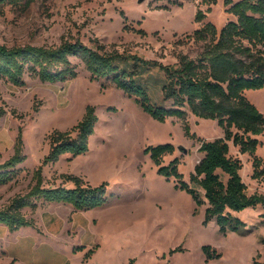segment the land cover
Returning <instances> with one entry per match:
<instances>
[{
  "label": "rangeland",
  "instance_id": "374dc122",
  "mask_svg": "<svg viewBox=\"0 0 264 264\" xmlns=\"http://www.w3.org/2000/svg\"><path fill=\"white\" fill-rule=\"evenodd\" d=\"M225 0H22L5 2L0 11V44L56 46L81 41L103 52L174 64L178 53L196 56L204 42L193 35L206 22L221 29L237 19ZM202 9L206 16L197 21ZM77 76L50 82L27 73L22 84L0 79V163L15 152L23 130L24 153L15 178L0 185V208L9 207L35 185L34 172L42 165L44 186H75L64 174L82 176L92 185L107 182V200L87 210L69 203L43 202L21 211L35 221L13 234L0 233L14 256L0 243V264H260L264 262V206L233 211L245 228L220 230L216 220L205 221L207 201L197 203L192 193L177 186L174 177L159 172L147 148L171 142L184 178L203 157L202 139L224 135L216 119L189 112L187 121L196 137L186 134L184 120L154 118L134 97L113 83L93 79L81 58L72 56ZM146 76L156 101L163 99L164 73L155 66ZM249 99L264 112V88L247 89ZM96 108L98 121L90 148L79 155L64 153L43 164L50 151V134L70 130L87 107ZM256 154L264 158V133ZM231 153L241 157L248 191L264 192V180L252 176L253 156L241 153L230 141ZM185 146L187 152L179 149ZM204 198V190L200 188ZM1 232V231H0ZM207 248V249H205ZM219 254V255H218Z\"/></svg>",
  "mask_w": 264,
  "mask_h": 264
},
{
  "label": "trees",
  "instance_id": "16d2710c",
  "mask_svg": "<svg viewBox=\"0 0 264 264\" xmlns=\"http://www.w3.org/2000/svg\"><path fill=\"white\" fill-rule=\"evenodd\" d=\"M21 1L0 0V11L5 2ZM225 3L237 19L229 20L221 29L212 21L197 28L190 36L204 42L201 51L196 56L180 52L174 64H163L135 54L103 52L78 40L64 41L56 46L0 44V79L22 84L25 75L31 73L44 81H66L78 74L71 58L77 56L93 79L123 89L154 118L165 121L170 116H178L183 119L188 135L196 137L187 121L189 112L216 119L224 135L213 140L199 138V149L204 155L191 173L190 181L180 171L178 158L163 164V156L175 150L173 143L150 145L147 150L159 165V172L168 178L174 177L177 186L192 193L199 205L207 201L206 222L216 220L224 233L243 229L246 222L233 211L264 206V192L248 191L241 173L243 160L231 153L230 141L241 153L253 156L252 176L264 180V158L256 154L261 144L259 136L264 133V112L246 94L247 89L264 88V0H225ZM205 16L206 13L199 9L196 20L201 21ZM154 66L165 76L160 101L154 99L145 73ZM98 119L95 106L89 105L82 119L70 130H54L49 136L50 151L43 164L58 161L64 153L76 156L87 152ZM24 145L23 130L20 129L14 154L0 163V185L15 178L20 169L17 166L27 158ZM64 176L73 180L75 186L46 187L41 165L34 172L36 183L31 190L16 197L9 207L0 208V222L12 231L35 225L34 220L21 211L26 206L35 207L37 200L34 198L43 202L69 203L77 210L91 209L107 200V182L92 185L79 175ZM200 188L204 190V198ZM261 217L264 224V212Z\"/></svg>",
  "mask_w": 264,
  "mask_h": 264
},
{
  "label": "crops",
  "instance_id": "0c3cea01",
  "mask_svg": "<svg viewBox=\"0 0 264 264\" xmlns=\"http://www.w3.org/2000/svg\"><path fill=\"white\" fill-rule=\"evenodd\" d=\"M246 92H247V90H246ZM69 187H73V186H69ZM59 203H63V202H59ZM74 207V206H73ZM35 222V221H34ZM25 226H32L33 227V231L35 230L36 232H38V233H40V231L38 230V226L36 225V223H35V225H25ZM23 227V226H22ZM21 228V227H20ZM19 228V229H20ZM18 229V230H19ZM0 233L1 234H3V236H5L6 234H13L12 232H15V231H17V230H14V231H12L10 228H9V226H7L6 224H4V223H1L0 222ZM1 243V245H2V243L3 242H0ZM3 245H5V248H6V250H7V252H8V255H9V257L10 256H14V254L12 253V252H9L8 250L10 249V250H13L12 249V247H9L8 245H7V243H3ZM3 246H1V248H2ZM0 248V249H1ZM15 257V256H14Z\"/></svg>",
  "mask_w": 264,
  "mask_h": 264
},
{
  "label": "water",
  "instance_id": "95a60500",
  "mask_svg": "<svg viewBox=\"0 0 264 264\" xmlns=\"http://www.w3.org/2000/svg\"><path fill=\"white\" fill-rule=\"evenodd\" d=\"M180 150H183L184 152H187V148L185 146H179Z\"/></svg>",
  "mask_w": 264,
  "mask_h": 264
}]
</instances>
